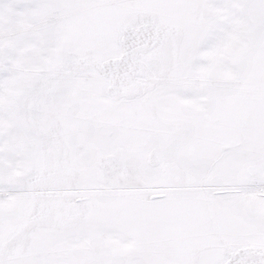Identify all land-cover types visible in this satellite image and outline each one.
Masks as SVG:
<instances>
[{
  "label": "snow or ice",
  "instance_id": "1",
  "mask_svg": "<svg viewBox=\"0 0 264 264\" xmlns=\"http://www.w3.org/2000/svg\"><path fill=\"white\" fill-rule=\"evenodd\" d=\"M0 264H264V0H0Z\"/></svg>",
  "mask_w": 264,
  "mask_h": 264
}]
</instances>
